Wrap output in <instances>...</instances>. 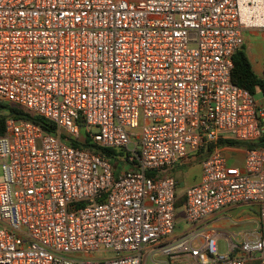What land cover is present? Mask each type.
<instances>
[{"label": "built area", "instance_id": "built-area-1", "mask_svg": "<svg viewBox=\"0 0 264 264\" xmlns=\"http://www.w3.org/2000/svg\"><path fill=\"white\" fill-rule=\"evenodd\" d=\"M249 31L264 51V0H0V102L57 126L0 134V264H264V148L237 166L218 145L264 134V103L233 81ZM88 137L123 166L71 143ZM201 151L177 234L164 171ZM245 204L256 233L220 254L205 225Z\"/></svg>", "mask_w": 264, "mask_h": 264}, {"label": "rangeland", "instance_id": "rangeland-1", "mask_svg": "<svg viewBox=\"0 0 264 264\" xmlns=\"http://www.w3.org/2000/svg\"><path fill=\"white\" fill-rule=\"evenodd\" d=\"M246 50L249 55L253 69L260 77L263 73L264 67V51H263V39L260 32H247L246 33ZM256 100L259 105L264 103V96L258 94ZM227 157L229 158L231 165L242 166L244 162V155L241 152L230 153L226 150ZM201 168L200 163L186 162L184 166L176 167L172 172L179 181L180 198L179 203L184 199V190L186 186L196 179L197 171ZM192 174V176H191ZM190 177H195L192 180ZM185 206H180L176 210L177 228L176 233H186L192 227L188 225L184 219ZM217 220H210L205 225L206 228H213L218 236V250L220 254H226L229 250V244L233 241L237 244L241 240V233L255 234L257 230L258 221V209L249 205H236L227 208L222 212V215L217 217ZM95 257L106 258L113 257L112 252L99 251L96 252ZM149 264L152 263V259H149ZM249 264H258L257 261H251Z\"/></svg>", "mask_w": 264, "mask_h": 264}, {"label": "trees", "instance_id": "trees-1", "mask_svg": "<svg viewBox=\"0 0 264 264\" xmlns=\"http://www.w3.org/2000/svg\"><path fill=\"white\" fill-rule=\"evenodd\" d=\"M233 81L240 87H243L250 91L255 97L258 94L264 96V84L261 78L256 74L253 69V65L249 55L247 54L246 44H244L234 55V69H233ZM10 117L24 119L37 123L43 127L46 131L51 133L57 132V126L55 123L47 120L46 118L35 115L30 111L25 110L24 108L13 105L11 103L0 102V134L5 133V123L6 120ZM72 145L76 147H84L108 158L113 165L123 166V160L118 156L123 152L118 151L115 148L111 147H100L97 144L91 143V139L86 138L85 142L72 141ZM218 145L221 146H236V147H263L264 148V134L255 142H238L234 140H220ZM206 157L204 151L198 152L196 157L192 158L194 162L201 163L202 159ZM180 164V163H179ZM177 164V165H179ZM151 174V173H150ZM179 200V199H178ZM177 200L176 207L185 205L186 198L184 197L183 201L179 203Z\"/></svg>", "mask_w": 264, "mask_h": 264}, {"label": "crops", "instance_id": "crops-1", "mask_svg": "<svg viewBox=\"0 0 264 264\" xmlns=\"http://www.w3.org/2000/svg\"><path fill=\"white\" fill-rule=\"evenodd\" d=\"M221 148H222V150H223V152H224V154L226 155V157L228 156L227 155V153H226V150H229V152L232 154V153H238V152H241L243 155H244V158H245V149L243 148V147H236V146H221ZM194 157H196V155H192V156H190L189 158H187V159H185V160H183L179 165H176V166H173V167H171V168H168L167 170H165L164 172L165 173H168V174H171V175H174L173 174V170L176 168V167H181V166H184V164L186 163V162H194L193 161V159L192 158H194ZM228 158V157H227ZM228 162L230 163V161H229V158H228ZM200 165H201V163H200ZM243 165V164H242ZM191 176H192V174H191ZM200 176H201V168L197 171V174H196V179H195V181H193L192 183H190V184H188V185H191V184H193V183H196V182H198L199 181V179H200ZM192 180H194V178L193 177H190ZM187 185V186H188ZM186 186V187H187ZM186 189V188H185ZM185 191V190H184ZM180 192H179V185H178V197L180 198ZM184 197H185V195H184ZM245 205H248V204H245ZM249 206H252V205H249ZM253 207H255V208H257L256 206H253ZM179 234H183V233H179Z\"/></svg>", "mask_w": 264, "mask_h": 264}]
</instances>
